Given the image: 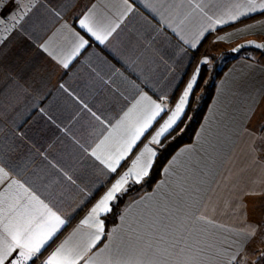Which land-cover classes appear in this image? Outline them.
Wrapping results in <instances>:
<instances>
[{
    "label": "crops",
    "instance_id": "0c3cea01",
    "mask_svg": "<svg viewBox=\"0 0 264 264\" xmlns=\"http://www.w3.org/2000/svg\"><path fill=\"white\" fill-rule=\"evenodd\" d=\"M199 2L23 0L32 7L20 24L11 32L0 25V168L7 173L0 180V193L17 181L66 220L36 264L77 228L149 144L195 66L205 65L209 48L215 55L221 45L264 41V15L254 13L205 32L196 48L185 44L172 27L192 39L207 24L193 8ZM228 2L212 0L206 10L213 15ZM10 10L11 4L0 10V18ZM86 15L94 28L118 27L100 43L81 27ZM78 37L88 44L65 68L61 61L71 56ZM141 94L167 105L111 172L92 152ZM263 104L264 61L237 56L218 77L192 142L171 155L151 189L125 199L113 223L104 222L109 212L101 214L104 234L89 255L110 244L113 229L127 237L133 230H148L157 219L175 226L194 212L214 221L208 229L213 242L231 244L232 251L242 245L239 264L252 262L264 223V156L252 120L259 111L264 117ZM159 144L150 146L156 151ZM118 146L116 138L109 137L106 150L98 155L106 157ZM132 184L137 183L129 181ZM249 225L256 226V232L245 239Z\"/></svg>",
    "mask_w": 264,
    "mask_h": 264
},
{
    "label": "snow or ice",
    "instance_id": "6c2138e0",
    "mask_svg": "<svg viewBox=\"0 0 264 264\" xmlns=\"http://www.w3.org/2000/svg\"><path fill=\"white\" fill-rule=\"evenodd\" d=\"M9 4L12 5V10L3 14L6 18H0V25H4L5 32L15 29L32 7L23 3V0H0V10ZM211 6L212 0H208L207 3L200 0L193 5V8L207 20V24L202 26L192 39L181 34L178 27L171 25L169 27L180 35V39L185 44L196 48L205 32L215 31L217 26L234 23L254 13L264 15V0H229L217 13L209 15L206 9H210ZM88 21L89 16L86 15L80 20L81 27L86 28L100 43H104L115 31V27H118L115 25L98 29L90 26ZM248 27H255V25ZM77 39L78 42L71 56L61 61L65 68L68 67L72 56L78 54L88 44L83 37ZM218 39L225 38L218 37ZM253 46L264 48V44ZM198 71L197 69V74ZM197 74L192 76L175 108L152 136L149 144H145L135 156L131 166L112 184L88 215L80 221L77 228L44 258L41 264H81V261L84 264H239L237 257L242 252L243 246L238 245L235 251L230 250L231 244L228 247L218 246L211 239L212 234L208 230L209 226H215L214 221L205 215H196L194 212L185 215L175 226L172 223H164L163 219H157L148 226V230H133V233L127 237L119 235L118 230L113 229L110 244L89 255L104 234L101 214L111 211L110 202L117 198V194H123L127 190L125 186L129 181L138 184L149 175L156 156V151L150 145L159 144L160 138L179 120L193 91ZM163 99L161 98L162 101ZM164 110L163 103H157L146 94H141L132 107L125 112L124 117L113 127L109 136L97 145L92 155L101 160L111 172H116L120 162L132 152L137 141ZM109 137L116 138L119 145L116 151H108L106 157L98 155V152L106 150ZM6 176L7 173L0 168V180ZM14 186L16 191H13ZM65 223V219L29 188L17 181H12L5 191L0 193V264H36ZM249 228L251 231L247 232L245 239L255 235L256 226L249 225Z\"/></svg>",
    "mask_w": 264,
    "mask_h": 264
},
{
    "label": "trees",
    "instance_id": "16d2710c",
    "mask_svg": "<svg viewBox=\"0 0 264 264\" xmlns=\"http://www.w3.org/2000/svg\"><path fill=\"white\" fill-rule=\"evenodd\" d=\"M235 58L236 57H233L227 60L220 68L213 69L211 71L213 72L212 75L208 77L206 73L207 69L204 66L200 67L197 80L184 115L174 129L162 139L157 147L156 156L153 160V166L149 171V175L140 183L132 184L123 194L118 196L111 203V211L104 218L106 225L115 221L120 207L130 194L136 193L140 191V189H151L153 184L159 179L161 170L171 155L179 147L192 142L194 134L211 100L218 77Z\"/></svg>",
    "mask_w": 264,
    "mask_h": 264
},
{
    "label": "rangeland",
    "instance_id": "374dc122",
    "mask_svg": "<svg viewBox=\"0 0 264 264\" xmlns=\"http://www.w3.org/2000/svg\"><path fill=\"white\" fill-rule=\"evenodd\" d=\"M239 42H241V41H239ZM239 42L232 43L230 45L219 46L218 48L220 51L218 53H216L215 55H211V53L213 52L212 51L213 49L209 48V50L207 51V54H206L208 60H206V59L202 60V61H205V60L207 61L204 65V67L207 69V72H206L207 77L212 75L213 72H211V71L213 69L220 68L227 60H229L233 57H237L239 55H244V56L249 57V58H251V57L252 58H259V60L264 61V57L259 56V55H261L260 52L255 50V49H252V48H245V49L239 51L238 53L229 52V49L234 47ZM202 63L203 62H199L195 66V68L192 72L193 75L197 74V69L198 70L200 69L199 64H202ZM193 89H194V87H193ZM192 92L190 93V97H191ZM189 100H190V98H189ZM165 105H167V104H165ZM262 112H264V104H263ZM259 113H260V111H259ZM259 113H258V115H256V118H254V120H252V125L256 130H258L260 132L258 142H257V148H258L259 152L261 153V155L264 156V132L261 133V130L264 131V117L262 118ZM130 186L131 185H128V187H130ZM141 190L142 189H140V191ZM262 224H263V228H262L263 231L259 234V239H258V242L256 245V251L252 257L253 258L252 262H250L248 264H264V223H262Z\"/></svg>",
    "mask_w": 264,
    "mask_h": 264
},
{
    "label": "water",
    "instance_id": "95a60500",
    "mask_svg": "<svg viewBox=\"0 0 264 264\" xmlns=\"http://www.w3.org/2000/svg\"><path fill=\"white\" fill-rule=\"evenodd\" d=\"M254 44H264V41L256 40V39H247V40L239 42L234 47L229 49V52L238 53L239 51H241V50H243L245 48H252V49H255V50L259 51V52L264 53V48H257L255 46H253ZM234 49H236V51H234Z\"/></svg>",
    "mask_w": 264,
    "mask_h": 264
}]
</instances>
